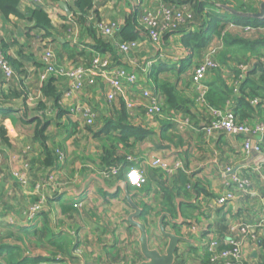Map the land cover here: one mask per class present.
Masks as SVG:
<instances>
[{
	"label": "trees",
	"instance_id": "trees-1",
	"mask_svg": "<svg viewBox=\"0 0 264 264\" xmlns=\"http://www.w3.org/2000/svg\"><path fill=\"white\" fill-rule=\"evenodd\" d=\"M20 2L21 0H0V17L7 20L10 16H14L32 23L33 29L43 33L41 36L44 42L43 49L46 48L48 45L46 39L56 40L53 38L52 31H54V28L50 16L40 6L34 5L35 8L29 17H25L18 8ZM119 2L121 5L127 4L129 11L125 15L122 25H115V29L110 36L102 34L99 25L104 23L100 20L96 21L95 24L89 21V15L94 8L93 0H75L73 7L69 8L70 15L95 42L96 54L108 61V69H121L134 74L138 84L126 89L124 87V96H117L114 99L115 102L109 103L105 99V95L109 92L108 86L102 84L98 78L95 79L96 84L105 86L106 92L102 99L103 105H100L99 102L93 103L90 97L88 99L80 96V102L86 105L90 102L89 107L92 108L95 114L92 123L87 124L82 117L74 118L69 111V106L63 104L64 88L59 85L56 77L49 76L43 81L39 80V73L42 72L43 66H41V63L38 64L37 95L39 97H34V106L30 108L26 103L27 97L25 95L27 93L23 91L25 99L19 107L20 112L24 113L18 119L21 128L20 134L23 135L26 143L30 139V142H28L30 146L27 149L32 148L34 150V153L28 150L25 155L21 156V159H18V162L23 165V171L26 173V183L24 184L10 175L5 180L0 172V218L3 219L0 225L3 226L0 228V264H41L42 259L47 260L46 264H72L77 263L82 258V256L76 254L78 250L86 253L87 257H84V264H137L141 256L139 252L132 251L130 259L122 251H119L121 249L119 240L114 237L104 239L106 232H109V223L104 217L101 219V217H96L94 213H82V211L86 212L87 208L85 207L79 209L70 205L62 206L60 210L62 218L58 216V221L61 224L63 221L67 224L68 221L69 226H71L66 229L64 224L62 226L61 224H55L57 215L54 213L55 201L53 199L60 197L57 199L60 202L62 196L74 192L77 188H72V179L66 177L65 174L70 165L75 162V156L68 154L64 149L61 150L62 142L60 140L53 142L49 139L51 124H54L56 129L69 134V136L83 132L87 135L91 134V138L96 141L97 139L107 141L106 143L104 141L100 146L98 143L96 146V159H92L94 160L93 166L89 167L86 163L82 165L78 178L94 182L99 188L97 193L101 196L99 202L102 205L99 206H108L110 199H115L121 190L118 189L112 194L107 193L100 187L99 183L112 185L117 181L125 182L123 171L130 165L127 160L128 157L140 156L137 153L135 154L134 149L140 144L142 145L151 135L148 130L137 125L134 119L143 117L160 124L158 136L161 141L174 144V141L167 137V132L172 131L168 127H171L174 117L167 113L164 106L162 107L160 97L163 96L165 104L171 108L176 104L174 101L175 93L173 85L171 86L170 82H167L168 80L160 75L171 71L175 73V75H171L176 80L189 73L192 68L191 88L195 94H198V91L192 85L194 69L196 64L202 61L212 39L216 38L215 41L218 45L214 58L217 69L213 68L207 72L204 80L206 92L199 102L194 103L199 112L207 115L204 126L210 120L208 107L218 110H230L236 115L239 123L246 125L260 121V116L264 118V64L260 61V58L264 59V57L257 55L256 50L257 46L264 48V38L259 36L260 39L247 40L240 34L231 35L228 33V30L232 27L243 29L251 27L257 30L258 28H264V18L248 19L231 13L232 11L247 12L248 7L245 5H248V3H242L237 7L232 5L229 0H159L164 7L173 9L176 14L179 12L181 20L176 21L173 19L171 25L164 29L154 26L153 29L156 31L158 38L153 41L149 36V27L142 19V8L147 9L146 5H140L138 0H115L117 7ZM173 17H175V14ZM120 45L128 46L129 50L126 53L121 52L119 50ZM144 46L152 49L154 55L160 56L162 54L165 58L170 57L171 62L176 63L172 62L169 65L159 63L157 66H151L150 61H147V59L152 55L142 52L141 54H145L144 59H141L144 60L141 62L144 66L134 70L135 68H132L133 63L131 62L133 54L142 51ZM233 56L235 59L238 58L239 62L248 63V66L244 67L243 70L238 68L237 64L231 66ZM93 57L94 55H91L86 63L77 65L87 67ZM251 58L254 60L252 63L249 61ZM5 60L12 68L11 63L14 64V61L10 62L7 58ZM221 66L228 67V70H231L234 74L232 84L228 83L226 77L225 79L222 77ZM145 67H147V70H145ZM14 77L15 74L12 75L11 79ZM137 86L158 95V97L160 96L158 104L161 112L159 115H147V103L142 98L140 91L135 100L139 101L141 105L136 108L126 106L124 97L133 100L130 98V94L126 95L127 90L137 88ZM89 89L84 91V94H88L91 91ZM117 101L118 107H114ZM187 111L189 113L193 112L191 109ZM28 112H31L30 116H26ZM100 118H102V121H99ZM101 123H104V125L100 127ZM7 139L6 129L0 124V141H7ZM5 143L12 152L18 150V147L11 145L10 142ZM36 148H39L40 151H37ZM20 155L18 154V156ZM111 168L119 169V173L116 176H107ZM151 174L155 180L153 181L155 182V188L152 194L160 206L157 212L165 213L171 218L175 216L176 209L174 205L177 198H180V194L185 193L186 195L188 190H191L196 196L199 193L205 197L207 195L201 184L188 183L182 170H178L171 177H167L162 172L154 169H151ZM125 183L127 184V181ZM134 203L136 204V202ZM136 205L142 209L139 220L145 225L147 222L146 215L152 212L153 209L145 203ZM185 207L193 211L197 210L196 207H191L189 204H186ZM82 215L88 216L93 221L96 232H100L101 235H95L91 240L87 238L86 234L82 237L77 236L78 232L76 231H80L81 226L77 224L75 217L78 221ZM119 218L120 221H124L128 225L126 215ZM164 220L167 221L168 219L164 218ZM37 222H40L39 228L36 227L35 223ZM176 226V224H173L174 228ZM225 229L222 228L220 231ZM214 239L218 240L216 237ZM109 241L111 243H108ZM207 242L208 239L206 244ZM134 243L137 244L135 240ZM95 245L99 248L94 255L92 251H88L94 248ZM110 251H112L111 255L108 254ZM3 254L5 255L2 256ZM185 256L183 253L177 254L175 264H188ZM208 257L206 255V260L209 263Z\"/></svg>",
	"mask_w": 264,
	"mask_h": 264
},
{
	"label": "crops",
	"instance_id": "crops-1",
	"mask_svg": "<svg viewBox=\"0 0 264 264\" xmlns=\"http://www.w3.org/2000/svg\"><path fill=\"white\" fill-rule=\"evenodd\" d=\"M74 2L75 0H44L45 4L40 6L50 16L54 28V31H52L53 38L56 39H46L45 41L48 43L47 47L54 52L57 64L68 68L77 64H84L90 59L91 55H94V53L96 54L95 42L91 39L90 35L88 36L85 31L80 28L70 15L71 12L69 8L73 7ZM93 2L94 8L89 15V21H92L93 24L100 20L107 25H122L123 19L129 11L127 4L121 5L119 2L118 7H116L115 0H93ZM110 2L113 3L112 6H110ZM239 2L240 1H238L237 7L242 4ZM261 2L264 1H253V3L250 2L248 5H245L248 7L247 12L232 11L231 13L237 16H240L241 14H258L260 13ZM59 3L65 4L69 13L63 10ZM144 3L147 6V1L144 0L143 4ZM231 3L233 4V2ZM107 6H110V9L107 8ZM156 6L157 3L154 10H157ZM18 8L25 17H29L35 6L30 0H21ZM255 8L256 10H254ZM42 35L43 33L33 29L32 23L25 19L10 16L5 20L0 17V53H3L5 58L10 62L14 61V64L11 63L14 71L13 74H15L13 79L6 81L2 72H0V124L5 127L6 138L8 137L7 141L10 142L11 145L13 141L16 142L19 137H21V128L18 119L24 115L23 112H20L21 110L19 108L22 101L25 99L23 91L27 93V95H25L27 97L26 103L30 108H33L34 106L31 93H35L36 91L35 97H39V95H37V66L40 64V53H42L44 47V42L41 39ZM250 35L255 37L264 36V28L252 31ZM254 40H257V38ZM213 42H215V39H212L210 44ZM256 49L257 51L259 49L261 52L264 51L263 47L257 46ZM260 59H262L264 63V59ZM149 60L151 66H157L159 63L169 65L173 62H171L170 57L165 58L162 54L160 56L152 55L149 57ZM230 65L233 66L232 64ZM220 69L222 71V77L224 79L226 77L228 83L232 84L234 81H231L235 76L231 70H228L229 68L226 66H221ZM192 70L193 69L191 68L187 81L189 84H191L190 76ZM167 73L175 75V73L171 71ZM162 75L165 74L163 73L160 76ZM176 84L177 86H180V88L178 89L176 87L174 89V93H176L174 95V101L176 102L174 105L175 107L172 106L170 108L169 105H166L162 96L164 108L167 110L168 114L174 117L172 119L171 127H168L169 130L172 131L167 132V137L171 140L172 138L170 135L177 136L174 144L161 141L158 136L160 124L143 117H137L134 120L137 125L142 126L151 133L147 140L149 142L148 145L151 146V148L148 149L151 153L148 158L165 156L170 158L167 159L168 161H173L175 159L180 160L183 165L182 171L187 177L188 183L201 184L207 193L206 197L201 193L196 196L191 190H188V194H180V198L178 197L175 201L174 207L176 212L172 219H177L179 214L182 222L176 224L177 226L175 228L173 227V224L169 222L167 230L188 240L186 243H180L178 254H180V252L185 254V259L188 264H191L192 262L196 264H211L209 260V263L207 262L206 255L203 253L204 244L207 239L209 240L216 237L218 238L220 247H223L224 240L242 237V233L238 229L233 230V228L236 225H243L251 231V234L247 235L245 247H243L244 263L264 264L263 159L261 156L253 152L244 153L242 148L244 138L241 136L233 137L228 136L223 132H216L212 137H205L204 132L200 128L206 123V113L197 110L194 105V99L187 100L186 96L182 95L184 92L183 87L187 85H184L181 81H176ZM103 86H100L102 90ZM181 90L183 92H181ZM105 92L106 88L104 93ZM97 93V90H95L89 95L93 103H98L101 100L99 97L100 94L98 95ZM138 93L139 88H131L127 90L126 95L130 94V98L135 100L137 99L136 95H138ZM85 95L88 94H82L80 96L88 98V96ZM78 98L81 99V97ZM64 99H66V97L63 98V104ZM190 109L193 112L189 113V111H187ZM30 114L31 112H28L26 116H30ZM259 119L262 120L264 118L263 116H260ZM52 129H56L54 124L50 125V130ZM56 130L59 131L58 129ZM250 139L254 142H260L257 136H251ZM7 141H0V143ZM144 153H146V149H144ZM139 157L142 156L140 155ZM227 168L230 169L229 173L225 172ZM146 174V181L148 182L149 177L150 182L155 188V182H153L155 180L152 177L151 169L147 168ZM234 176L249 181L250 187L248 191L239 192L235 188V185L231 183L233 180L232 177ZM117 182H115V184ZM226 191L234 192V201L230 202L226 207H213V201L216 196H219ZM81 194L85 196L86 192H81ZM152 197L154 198L155 196L152 194ZM143 198L146 197H143L142 195V203H144ZM186 204H189L191 207H196L197 210L193 211L192 209L185 207ZM120 223H115L113 225L116 229L113 233L122 228L132 237L133 242L134 240L136 241L137 237L134 236V232H132L133 227L126 225L124 222ZM35 224L36 227L39 228L40 222ZM222 228L226 229L220 231ZM78 233L79 237L85 235V233L81 234L79 231ZM113 233L111 237L116 238L117 236ZM116 239L119 240L118 238ZM108 243H111V241ZM93 247L94 248L89 249L88 252L92 251L95 255L98 252L99 247L97 245ZM119 247L121 248L119 251L126 254L121 242H119ZM111 253L112 251L108 254L111 255ZM76 254L82 256V258L79 259L80 262L77 261V263H75L84 264L83 260L85 261V258L87 257L86 253L78 250ZM126 256L128 255L126 254Z\"/></svg>",
	"mask_w": 264,
	"mask_h": 264
},
{
	"label": "built area",
	"instance_id": "built-area-1",
	"mask_svg": "<svg viewBox=\"0 0 264 264\" xmlns=\"http://www.w3.org/2000/svg\"><path fill=\"white\" fill-rule=\"evenodd\" d=\"M154 1H156L159 9L158 7L157 10L153 9L155 13L153 15H150L148 13L149 9L143 8L142 19L150 29L149 36L153 41H156L158 35L153 29L154 26L164 29L171 25V21L173 19L176 21H180L181 18L179 12L176 14L174 13L173 9L164 7L159 2V0ZM30 2L35 6H41L45 4L44 0H30ZM174 14L175 17H173ZM99 28L102 34L110 36L115 29V24H101L99 25ZM244 29L251 30L253 28L245 27ZM217 46L213 47V45H211L209 49H207V51L204 53L202 61L196 64L194 69L192 85L198 91V93H201V95H204V93L206 92L204 80L207 72L213 68H216L217 65L214 60L216 49L218 48ZM119 50L123 53H126L129 50V47L126 45H120ZM40 63L41 66H43V70L39 73V80L43 81L49 76L56 77L58 79L59 85L64 88V98L75 97L77 101H79V98H76V95L80 93L84 94V91H88L89 88L94 87L96 85L95 79L97 78L101 80L103 84L108 86L109 92L105 95V99L109 103L114 101L117 96H124V87L126 89L127 87H133L138 84L137 78L134 74L128 73L121 69L109 70L108 61L103 59L99 54H94L90 65L87 67H85L84 65H75L67 69L57 64L54 52L52 51V49L46 47L42 50ZM0 72H2L6 81L12 78L13 70L10 64L5 60L3 53H0ZM137 88H139L142 98H144L147 103V115H159L161 109L160 105L158 104V95H154L147 90L141 89L138 86ZM124 98L126 106L128 108H136L137 106L141 105V103L137 100H128L126 99V97ZM69 111L74 118L78 119L82 117L87 124L92 123L95 115L92 111V108L83 103L77 104L75 105V107L73 105L70 107L69 105ZM208 115L210 116V121L206 126L202 128V131L207 138L212 137L216 132H223L228 136L233 137L241 136L244 138V142L242 145L244 153L253 152L264 159V145H262L261 142H254L250 139L251 136H260L264 133V119L257 121L254 124L246 125L239 123L237 121L236 115L230 110H218L209 107ZM127 160L130 165H128L127 168L124 169L123 175H127V180H131L132 176L135 175V186L145 185L146 173L144 170L147 168L158 170L165 174L167 177H171L178 170L183 169L182 162L178 159L168 161L159 157H153L145 161L143 157H128ZM229 170L230 169L227 168L225 172L229 173ZM118 173L119 169L111 168L107 176H116ZM19 176L20 177H18L17 180L25 183L26 175ZM232 179L233 180L231 183L235 185V188L239 192L248 191L250 187V183L248 180L241 179L235 176L232 177ZM234 199V192L226 191L225 193L216 196L213 201V207H226V205L234 201ZM236 229H238L242 233V237L224 240L223 247H220L219 241L214 238L209 239L207 244H204L203 253L209 256L208 260L210 261V263L245 264L243 247H245L246 237L248 234H251V231L243 225L234 226L233 230Z\"/></svg>",
	"mask_w": 264,
	"mask_h": 264
},
{
	"label": "rangeland",
	"instance_id": "rangeland-1",
	"mask_svg": "<svg viewBox=\"0 0 264 264\" xmlns=\"http://www.w3.org/2000/svg\"><path fill=\"white\" fill-rule=\"evenodd\" d=\"M138 1H139L140 5H145V3L143 4V2L141 0H138ZM145 1H147L146 8L149 9L148 13L150 15H153L155 13L153 8L156 5V1H154V0H145ZM229 1L233 2L232 5H236L237 6L238 5V1H240L239 3H248L249 4L250 2L253 3V1L254 2H258V1H261V0H229ZM261 3H263V2H261ZM109 4H110V6H112L113 3L110 2ZM110 6H107V8L110 9ZM158 9H159V7H158ZM254 10H256V8ZM255 30H257V29L246 30V29H243V28L240 29L239 27H234V28L229 29L228 33H230L231 35H237L238 33H240V35L245 37L247 40H254L256 38L260 39V37H258V36L255 37V36H251L250 35V33L252 31H255ZM262 37L264 38V36H262ZM216 44H217L216 41L211 43V45H213V47H216L217 46ZM142 52H145V53H148V54L150 53L151 55L155 54L152 49H149L146 46H144L142 51L134 53L133 57H132L133 59H131V62L133 63L132 68L133 69L135 68L134 70H136L138 67L139 68L140 67L143 68V66H144V64L142 65V63H141L144 60H141V59H144V55L145 54L144 55L141 54ZM257 52H258L257 54H259V55L264 57V51L261 52V50L259 49ZM40 54L42 55V53H40ZM248 54H253V53H248ZM254 54H256V53H254ZM41 55H40V59H41ZM40 59H39V63H40ZM150 60H149V58L147 59V61H150ZM128 61H130V60H128ZM196 61H197V59H196ZM249 61L252 63L254 60H253V58H251V60L249 59ZM260 61H261L262 64H264L262 59H260ZM230 64H232L234 66H235V64H237V67L242 69V70H243L244 67L248 66V63L239 62L238 58L235 59L234 56H233V59H232V63H230ZM216 67H217V65H216ZM65 68L68 69V67H65ZM145 70H147V67H145ZM164 74L165 75H162L161 77L166 78V80H168L167 82H170L169 84L171 86L174 85L173 89H175L176 87L178 89L180 88V86H177L176 81H181L184 85H187V86L183 87V91L184 92L181 90V92H183L182 95H185L187 100L188 99L189 100L190 99H194V102L197 103V102L200 101L201 97L204 96V95H201V93L195 94L193 92L192 88H191V84L187 83L188 78H189V73L183 75L182 77H180L179 79H176V80H174V78L172 77L171 74H168L167 72L164 73ZM229 80H231V79H229ZM100 86H103V85L96 84L92 89H89L91 91L88 93L87 96L89 97V95L93 91L97 90V92H98L97 94L101 95V96L99 95V97L101 98V100L99 101V104L103 105L104 102H102V97H104L105 87L103 86V90H102V88ZM34 91H35V89H34ZM35 93H36V91H35ZM35 93H31V98L33 99L32 102L35 100L34 99V97L36 95ZM80 95H82V94L80 93V94L76 95V98L80 97ZM92 96H93V94H92ZM79 101H77L75 99V97L66 98V99H64V105H67V106L70 105V107L73 105L75 107V105L81 104ZM160 101H161V104H162V107H163L164 104H163L162 97H160ZM83 102L88 103L86 101H83ZM89 105H90V102L87 104V106H89ZM111 105L113 107V103ZM111 105H109V106H111ZM115 106L118 107V101L114 104V107ZM107 108H109V107H107ZM99 121H102V118H100ZM103 125H104V123H101L100 127L103 126ZM49 133L50 134H49L48 137H49V139L51 141L57 142L58 140H60L62 142L61 143V148H62L61 150L64 149L68 154L75 156V160H74L75 162H73V164L70 165V168L68 169V171L65 174H66V177H71L69 179H72L71 180L72 181V183H71L72 184V188L73 189L77 188V190H75L72 193H69L66 196L65 195L62 196L61 199L59 200L60 202L57 201V199H59L60 197L53 199V201H55V203H54V205H55L54 206V213L57 215L55 217L56 218L55 221H57V222H55V224H61V222L58 221V218L59 217L62 218V215H60V210H61L62 206H66V205L69 206L70 205V206H73V207H77L79 209L85 207V208H87V210L84 209V210H86V212L82 211V213H86V214L94 213V215L96 217H99V218L101 217V219H103V217H104L107 220V223H109V225H108L109 232H106V234L104 236V239H109L112 236V233L114 232L113 225L115 223L122 222V221H120L119 217L122 216V215H126V219H127L128 215L131 214L132 210L128 206L127 201H125V195L122 193V191H120L119 195L115 199H110V204L108 206H99V205H102V203L99 202V200H101V196H100L99 193H97V191L99 189L98 186L94 182H88L84 178H78V173L80 172L82 165H84L86 163V165H88L89 167L93 166L94 160H92V159L93 158L96 159V146L98 145V143H99V146H100L101 144L104 143L105 140L100 141V140L97 139V141H96L95 139L91 138L92 137L91 134L87 135V134H85L83 132H79L78 135L74 134V135L69 136V134L64 133V132H62L60 130L57 131L56 129H52V130H50ZM170 137L175 142V139L177 138V136L176 135H173V136L170 135ZM17 139H18V137H17ZM29 140H28V142H30ZM147 140L144 143H142V145L140 144L139 146H137L134 149L135 154L137 153V155H141L144 158L145 161L149 159L148 158L149 154H151L148 151V149L151 148V146L148 145L149 142ZM16 142H14V141L12 142V145H15V146L18 147L17 148L18 150L16 152H14V151L12 152L10 149H8L7 144L5 142L4 143L3 142L0 143V172L3 175V179H5V180H7L9 178V175L11 177H13V178H18V177H20L19 175H23V176L26 175V173L23 171V165L20 162H18V159H21V156L23 154L25 155V153H27L28 150H30L31 153H34V150L32 148L31 149H27V148H29L30 145H29L28 142L26 143V141L23 138V135L21 137H19V139ZM106 142L107 141H105V143ZM144 149H146V153H144ZM36 150L40 151L39 148H36ZM20 153H21V155H20ZM18 154L20 156H18ZM137 157H139V156H137ZM156 157H159V158H162V159H165V160L170 159V158L165 157V156H162V157L156 156ZM144 171L146 173V169ZM134 177H135V175L132 176L131 180L130 179L127 180L128 179L127 175H124V180H125V182L127 181L128 194L132 196V198L130 197L131 201L133 199V201H135L136 204H139V205H141V203L143 202L141 200V197L143 195V197H146V198H143L144 203L147 204L151 209H153L152 212H149L150 215L149 214L146 215V221L147 222L145 223V225H146L145 227H146V229L148 230V233H149L150 247L152 249L158 250L159 252L162 253V251L164 249V241H163V239H161V235H160V233H159V231L157 229V221H158V219H159V217H160V215L162 213H158L157 212L160 209L159 208V204L156 201L155 197L154 198L152 197V191L154 189V186L150 182L149 177H148V182L146 181L147 184L145 183L144 186L143 185L142 186H135L134 185ZM145 177L147 179V174L145 175ZM99 180H102V179H99ZM114 184H115V182L112 185H105L102 182V185H104L108 189L112 188L114 186ZM99 185L101 187V183H99ZM80 191L82 193L86 192V195L85 196L82 195ZM107 193H110V192H107ZM149 195H151V196H149ZM154 210H155V212H154ZM75 220H76L77 224L81 226L79 232L81 234L85 233L87 235L88 239L91 240L93 238V236L101 235L100 232L99 233L96 232L95 227H94L95 224L93 223V221H91L89 219L88 216L82 215L81 218L78 219V221H77V219L75 217ZM136 220L141 223V221L138 218H136ZM2 222H3V219L0 218V224H2ZM62 224L65 225L66 229H68L71 226V225L69 226L68 221H67V224H65L64 221H63ZM62 224H61V226H62ZM168 224H169L168 220L167 221L163 220V225L166 226V229H168L167 228ZM2 227L3 226H0V228H2ZM96 228H97V225H96ZM170 229H171V227H170ZM76 232H78V231H76ZM132 232H134L133 233L134 236L138 237V232H137V230L135 228H132ZM113 234H115L117 236L116 238L119 239L123 249H125L126 254L130 257V259H131V256H132V254H130V253H133V252H136V251L139 252L138 244H135L132 241V237L130 235H128L125 230H123L121 228V230H117ZM77 236H79V233H78ZM141 261H143V258L140 256L139 261H138L137 264H139ZM46 263H47V260L46 259H42V263L41 264H46ZM72 264H76V263H72ZM191 264H196V263L192 262Z\"/></svg>",
	"mask_w": 264,
	"mask_h": 264
},
{
	"label": "water",
	"instance_id": "water-1",
	"mask_svg": "<svg viewBox=\"0 0 264 264\" xmlns=\"http://www.w3.org/2000/svg\"><path fill=\"white\" fill-rule=\"evenodd\" d=\"M60 7L69 13L67 6L63 3H59ZM241 17L259 19L264 17V2L260 5V13L258 14H241ZM262 145H264V133L257 137ZM263 159V158H262ZM264 162V159H263ZM100 182V181H99ZM101 187L110 193H114L118 189L122 191L125 195V199L131 208V214L128 215L126 221L130 227H133L138 232V237L136 239V243L139 247V252L143 258L139 264H175L177 259V254L179 250L180 243H186L188 240L182 236L177 235L174 232L168 231L166 227L163 225L164 218H167L168 221L172 224H179L182 222L180 215L178 214L177 219H172L165 213H162L157 221V229L161 235V239L164 241V249L161 252L158 250L152 249L149 243V233L146 229L145 225L138 222L136 218L139 219L142 209L139 208L133 201H131V196L127 191V184L124 181H118L112 188L108 189L104 185Z\"/></svg>",
	"mask_w": 264,
	"mask_h": 264
},
{
	"label": "clouds",
	"instance_id": "clouds-1",
	"mask_svg": "<svg viewBox=\"0 0 264 264\" xmlns=\"http://www.w3.org/2000/svg\"><path fill=\"white\" fill-rule=\"evenodd\" d=\"M214 39L216 40V38H214ZM210 45H211V44H210ZM210 45H209V46H210Z\"/></svg>",
	"mask_w": 264,
	"mask_h": 264
}]
</instances>
